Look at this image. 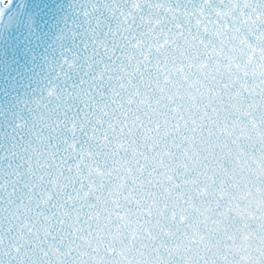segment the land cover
I'll return each mask as SVG.
<instances>
[{"label":"snow or ice","instance_id":"1","mask_svg":"<svg viewBox=\"0 0 264 264\" xmlns=\"http://www.w3.org/2000/svg\"><path fill=\"white\" fill-rule=\"evenodd\" d=\"M45 64L0 108V264H264V0H73Z\"/></svg>","mask_w":264,"mask_h":264},{"label":"water","instance_id":"2","mask_svg":"<svg viewBox=\"0 0 264 264\" xmlns=\"http://www.w3.org/2000/svg\"><path fill=\"white\" fill-rule=\"evenodd\" d=\"M73 0H16L14 21L0 26V108L31 96L46 58L71 19Z\"/></svg>","mask_w":264,"mask_h":264}]
</instances>
